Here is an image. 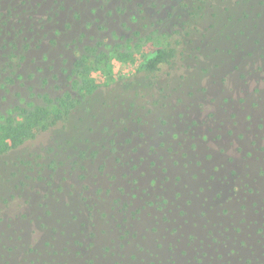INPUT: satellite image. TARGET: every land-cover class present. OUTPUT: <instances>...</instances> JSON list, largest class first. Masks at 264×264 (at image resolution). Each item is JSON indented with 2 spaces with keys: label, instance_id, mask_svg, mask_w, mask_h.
I'll return each mask as SVG.
<instances>
[{
  "label": "rangeland",
  "instance_id": "rangeland-1",
  "mask_svg": "<svg viewBox=\"0 0 264 264\" xmlns=\"http://www.w3.org/2000/svg\"><path fill=\"white\" fill-rule=\"evenodd\" d=\"M0 264H264V0H0Z\"/></svg>",
  "mask_w": 264,
  "mask_h": 264
},
{
  "label": "trees",
  "instance_id": "trees-1",
  "mask_svg": "<svg viewBox=\"0 0 264 264\" xmlns=\"http://www.w3.org/2000/svg\"><path fill=\"white\" fill-rule=\"evenodd\" d=\"M175 57L174 49H160L157 53L150 58L145 64V70L149 73H154L160 69V66L163 64H169ZM44 116V115H43ZM39 116L34 115L30 116L29 119H37ZM49 117L47 116L46 119ZM19 128L24 129V126H20Z\"/></svg>",
  "mask_w": 264,
  "mask_h": 264
}]
</instances>
